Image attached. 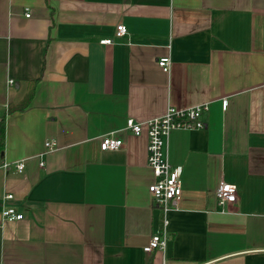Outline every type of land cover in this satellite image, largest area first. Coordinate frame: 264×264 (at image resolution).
Masks as SVG:
<instances>
[{
  "label": "crops",
  "instance_id": "1",
  "mask_svg": "<svg viewBox=\"0 0 264 264\" xmlns=\"http://www.w3.org/2000/svg\"><path fill=\"white\" fill-rule=\"evenodd\" d=\"M199 104L205 128L167 139L183 190L165 215L127 120ZM2 121L0 212L10 193L24 219L0 223V264H264V0H0ZM111 133L124 146L103 151ZM223 177L238 197L221 206Z\"/></svg>",
  "mask_w": 264,
  "mask_h": 264
},
{
  "label": "built area",
  "instance_id": "2",
  "mask_svg": "<svg viewBox=\"0 0 264 264\" xmlns=\"http://www.w3.org/2000/svg\"><path fill=\"white\" fill-rule=\"evenodd\" d=\"M30 17V13L26 14ZM127 34L125 25L117 26L115 37L121 38ZM111 39L102 40L103 44H111ZM158 66L164 72H170L171 58L161 57L157 60ZM14 81L10 80L9 85H13ZM223 106H227V101L223 102ZM8 109V106L6 107ZM209 111V104H199L190 108L176 109L169 107L167 112L160 117L151 119L144 123H137L134 119L127 120V129L131 130L135 135H140L144 126L148 133V164L154 174V182L149 186V192L158 206L166 215L172 210L179 207V199L183 190L182 170L178 166L170 163L168 155L165 152L167 139L173 131L200 130L205 128L203 115ZM124 142L114 133L103 137L101 149L103 151H117L122 149ZM57 144L55 141L46 143L48 153L55 151ZM17 170L22 172L25 168L24 162L15 164ZM8 167V165H5ZM217 199L219 205L233 204L237 201L238 188L234 184L228 183L224 177L220 180L217 188ZM13 194H6L2 203L0 212V223L6 221H18L24 219V214L19 212L16 207L9 206L6 201L13 200ZM167 225L168 221L164 220V230L155 234L145 252L150 253L154 250H164L167 244Z\"/></svg>",
  "mask_w": 264,
  "mask_h": 264
},
{
  "label": "trees",
  "instance_id": "3",
  "mask_svg": "<svg viewBox=\"0 0 264 264\" xmlns=\"http://www.w3.org/2000/svg\"><path fill=\"white\" fill-rule=\"evenodd\" d=\"M37 84H38V80L31 81L24 99L20 103L15 105V107L9 106V109L11 111L26 109L30 105L31 101L35 96ZM4 147H5V122L2 121L0 123V165H2L3 162L2 155L4 152Z\"/></svg>",
  "mask_w": 264,
  "mask_h": 264
}]
</instances>
